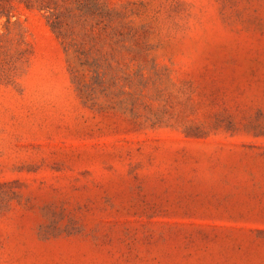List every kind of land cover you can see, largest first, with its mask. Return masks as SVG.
I'll return each mask as SVG.
<instances>
[{"label":"rangeland","instance_id":"obj_1","mask_svg":"<svg viewBox=\"0 0 264 264\" xmlns=\"http://www.w3.org/2000/svg\"><path fill=\"white\" fill-rule=\"evenodd\" d=\"M0 264H264V0H0Z\"/></svg>","mask_w":264,"mask_h":264}]
</instances>
